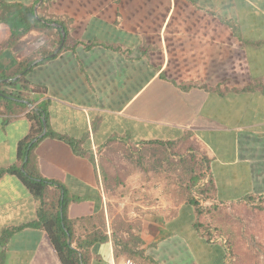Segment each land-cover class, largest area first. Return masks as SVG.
I'll use <instances>...</instances> for the list:
<instances>
[{"label":"crops","instance_id":"1","mask_svg":"<svg viewBox=\"0 0 264 264\" xmlns=\"http://www.w3.org/2000/svg\"><path fill=\"white\" fill-rule=\"evenodd\" d=\"M41 3L0 0V73L18 58L10 38L22 24L10 14L34 6L38 16ZM43 15L65 22L51 24L67 26L63 45L19 84L0 78L27 105L0 112V264H63L34 225L39 201L7 171L25 168L18 145L38 105L49 118L34 166L66 190L75 238L108 237L88 264H122L127 239L137 264H227L154 159L160 144L197 143L216 203L264 196V0H45ZM46 41L38 31L16 37L24 55Z\"/></svg>","mask_w":264,"mask_h":264},{"label":"trees","instance_id":"2","mask_svg":"<svg viewBox=\"0 0 264 264\" xmlns=\"http://www.w3.org/2000/svg\"><path fill=\"white\" fill-rule=\"evenodd\" d=\"M44 2L45 0H42L38 8V16L35 14L34 6L24 7L25 11L10 14L12 21L16 20V22H21L22 24V29L19 32L12 30V37L10 38V46L15 50L18 58H14L11 65L0 73V78H14L27 69L39 56H43L44 59L38 64L46 62L50 59V54L61 44V29L51 24L60 22L62 25H65V22L58 18L43 15ZM64 28L67 32V26H64ZM31 31H38L46 36L47 41L43 45L46 49L44 48V51L41 52L36 50L30 55H24L23 50L25 46L17 44L16 37L17 35H24ZM27 73L10 85L19 84ZM4 85H7V83H0V87ZM16 93L0 90V112L3 108L14 112L16 106L27 108L25 103L18 101L20 96ZM26 115L32 125L30 133L19 142L18 160L21 164L25 162V158L28 156V160L25 162V170L28 175L20 169V165L8 168L7 171L16 173L39 201V217L34 225L48 232L63 264H88L92 245L108 239L107 234L95 230L84 237L75 238L67 216L69 196L66 190L62 191L58 181L45 178L34 166L32 150L37 143L28 151L30 142L43 130V118H46L48 121V108L47 106L38 105L36 110H29ZM182 144L180 142H168L167 146H165L166 144H160L157 147L158 150H162L163 155L155 158L154 162L158 165H167L166 175L169 181L178 186V189L174 193H178L179 196L183 197L186 202L194 207V226L199 231H202V235L207 241H210L212 240L213 232L202 218L214 213V211L220 208L221 204L215 202V195L213 193L214 184L209 175V158L199 148L197 143ZM140 157L143 159L142 156ZM249 199L254 200L255 198ZM65 227L69 231L71 243L68 242L69 235ZM74 242L76 243L75 248L72 247ZM135 242L133 239H127L121 250L126 257L133 258L134 260H136V254L132 252L130 245ZM225 250L227 259L228 252L226 247Z\"/></svg>","mask_w":264,"mask_h":264},{"label":"rangeland","instance_id":"3","mask_svg":"<svg viewBox=\"0 0 264 264\" xmlns=\"http://www.w3.org/2000/svg\"><path fill=\"white\" fill-rule=\"evenodd\" d=\"M202 219L227 248V264H264V196L221 204Z\"/></svg>","mask_w":264,"mask_h":264},{"label":"water","instance_id":"4","mask_svg":"<svg viewBox=\"0 0 264 264\" xmlns=\"http://www.w3.org/2000/svg\"><path fill=\"white\" fill-rule=\"evenodd\" d=\"M65 38H66V32H65V30L64 29H62V43H61V46L63 45V43H64V40H65ZM45 40V37H41V38H39L38 40H36L35 42H33L31 45H30V50H32V49H34V48H37L43 41ZM60 46V47H61ZM60 47L58 48V50L60 49ZM57 50V51H58ZM57 51L56 52H54L53 54H52V56H54L56 53H57ZM42 59H38V60H35L27 69H25L22 73H20L18 76H16L15 78H13L12 80L14 81V80H17L20 76H22L24 73H26L29 69H31L34 65H36L38 62H40ZM1 81H4V82H9V81H11V79H2ZM4 95V94H3ZM6 96V95H5ZM22 101V100H21ZM28 105H30V102L29 101H25ZM47 131H48V121H47V119L46 118H43V130H42V132L38 135V136H36L31 142H30V144H29V148H28V151L30 150V148L32 147V145L34 144V143H36V142H38L39 141V139H41L46 133H47ZM28 160V156H26V158H25V162ZM21 170L26 174V175H28V173L26 172V170H25V168H24V164L22 165V167H21ZM66 228V227H65ZM66 231L68 232V235H69V240H68V242L69 243H71V239H70V234H69V231H68V229L66 228Z\"/></svg>","mask_w":264,"mask_h":264},{"label":"built area","instance_id":"5","mask_svg":"<svg viewBox=\"0 0 264 264\" xmlns=\"http://www.w3.org/2000/svg\"><path fill=\"white\" fill-rule=\"evenodd\" d=\"M122 264H136V262L132 258H126Z\"/></svg>","mask_w":264,"mask_h":264}]
</instances>
